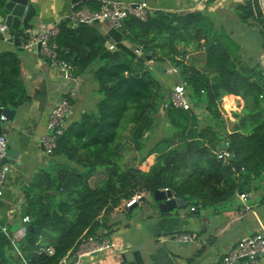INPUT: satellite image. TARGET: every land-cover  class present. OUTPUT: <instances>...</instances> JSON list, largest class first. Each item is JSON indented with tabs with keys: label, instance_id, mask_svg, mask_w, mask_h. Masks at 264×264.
I'll list each match as a JSON object with an SVG mask.
<instances>
[{
	"label": "trees",
	"instance_id": "16d2710c",
	"mask_svg": "<svg viewBox=\"0 0 264 264\" xmlns=\"http://www.w3.org/2000/svg\"><path fill=\"white\" fill-rule=\"evenodd\" d=\"M237 15L259 30L264 52L258 1L245 2ZM96 25L74 28L64 21L56 40L59 58L77 74L91 70L98 101L95 110L69 122L49 166L23 189L21 220L28 216L30 222L18 244L28 264H60L83 235H97L102 215L138 194L168 189L188 206L198 200L212 207L244 191L243 181L264 175V67L244 53L225 25L201 11L152 12L146 22L130 17L121 34L135 49L109 50L103 60L106 42ZM141 47L143 55L136 54ZM188 48L202 52V69L186 63ZM169 66L179 74L167 73ZM180 80L190 110L170 102ZM66 97L74 106V98ZM233 99L237 120L228 129L222 109ZM31 101L19 54L0 53V115ZM161 113L167 131L157 140ZM224 151L236 156L241 173L229 159L218 158ZM129 152L137 154L138 166L127 163ZM152 156L155 163L143 171L141 165ZM42 247H52L54 254L40 253ZM15 251L0 228V264H24Z\"/></svg>",
	"mask_w": 264,
	"mask_h": 264
},
{
	"label": "crops",
	"instance_id": "0c3cea01",
	"mask_svg": "<svg viewBox=\"0 0 264 264\" xmlns=\"http://www.w3.org/2000/svg\"><path fill=\"white\" fill-rule=\"evenodd\" d=\"M102 1L82 0L73 3V0H41L37 18L31 26L22 27L21 31L58 22L69 13L74 4L97 8ZM112 1L121 4L146 1L153 12L184 14L201 11L216 19L218 25H225L229 31L232 29L229 27L231 24H239L238 8L245 3V0ZM2 5L3 0H0V19L4 18ZM96 26L106 42L101 60L109 57L111 51L120 49L132 53L135 49L131 42L122 37V31L116 30L110 22H99ZM15 32L17 31L12 30L13 34ZM110 46H114V50H111ZM4 52L19 54L22 75L32 98L29 104L16 111L13 122L0 124L1 131L8 138L9 146L7 161L9 175L3 197L0 198V224L11 231V234L18 235L24 224L20 228L18 226L14 228V224L22 223L23 189L50 164V158L40 146V139L47 131L49 114L66 95H71L75 104L68 120L69 124L80 119L81 113L93 110L98 96L91 70L82 75L74 72L70 80H65L64 73L54 71L37 49L23 50L11 40L0 41V53ZM258 56L260 57L259 54ZM185 60L187 63L188 56ZM97 66L98 64H95L92 69H96ZM169 68L172 67L169 66L165 71L171 74ZM153 164L154 162L149 168ZM242 185L244 191L238 192L229 201L212 207L193 205L191 211L194 206L197 210L192 211V214L186 209L188 205L183 209L166 213L160 212L157 206L153 207L156 209L152 211L153 214L148 210V213L146 211L142 215L143 220L141 218L140 221L132 222L135 228L132 229L130 239L123 236L129 232L131 225L126 223L123 225L119 217L123 214H132L137 207L142 209L146 207L147 196L150 194L144 193L142 203L131 208L125 207L127 202L125 200L111 215H102L98 221L100 227L97 235L108 234L109 227H112L110 236L115 238L119 249L83 259L80 264H223L224 256L237 243L264 228V175L261 178L253 176L247 182L243 181ZM241 194L248 196L246 200L240 197ZM178 233L194 234L196 242L188 245L176 243L173 236ZM15 253L19 255L17 250ZM21 259L25 264L26 260ZM68 261L69 264H76L75 253L69 254ZM259 264H264V256Z\"/></svg>",
	"mask_w": 264,
	"mask_h": 264
},
{
	"label": "built area",
	"instance_id": "2783aa9c",
	"mask_svg": "<svg viewBox=\"0 0 264 264\" xmlns=\"http://www.w3.org/2000/svg\"><path fill=\"white\" fill-rule=\"evenodd\" d=\"M258 1L264 13V0H245L246 3L255 5ZM151 10L146 1L137 4H121L112 0H103L97 8H90L80 4H74L69 13L58 22L49 26L38 25L34 28L23 31L20 36L12 33L11 28L7 25L5 20L0 19V41L15 40L19 43V47L23 50L37 49L38 53L43 59L51 66L54 71H62L64 79L70 80L76 68L66 61L59 58V47L56 42L60 34L61 23L67 21L72 27L76 28L80 25H93L96 21L110 22L112 26L119 31H122L126 20L130 17H135L142 22H146ZM114 46H110L114 50ZM136 54L143 55V48L136 50ZM169 71L171 74L178 75L179 69L172 68ZM170 102L174 108L190 110L192 104L187 98L186 83H177L174 86L173 92L170 97ZM73 111L71 101L64 97L51 111L48 116L47 131L40 139V146L46 156L51 157L58 145L60 136L64 134L68 126V120ZM1 122H8V118L1 113ZM8 138L0 129V198L3 197L4 189L7 184L9 168L7 163H4L9 156ZM231 153L224 151L218 154L221 160H227ZM164 191H169L168 189ZM143 194H138L132 199L128 200L125 204L126 208H131L133 205H139L143 201ZM240 197L246 200V194H241ZM199 206H203L201 203ZM194 206L192 211H196ZM24 227L18 235L11 234L8 229L0 224L2 232L11 240L15 246L19 256L23 258L21 251L18 249V243L26 235L25 224L30 222V217L23 218ZM176 243L188 245L196 242V236L189 233H178L173 236ZM119 249V244L113 236L110 235H83L77 244L75 253L76 264H80L83 259L105 254L107 252ZM40 253H47L48 255L54 254L52 247L41 248ZM72 252L69 254H73ZM69 254L61 261L60 264H69ZM264 256V228L237 243L223 258V264H259L260 259ZM247 258L246 261L243 259ZM25 261V260H24ZM25 264H28L25 261Z\"/></svg>",
	"mask_w": 264,
	"mask_h": 264
},
{
	"label": "rangeland",
	"instance_id": "374dc122",
	"mask_svg": "<svg viewBox=\"0 0 264 264\" xmlns=\"http://www.w3.org/2000/svg\"><path fill=\"white\" fill-rule=\"evenodd\" d=\"M253 23H255V22H253ZM227 26H229V25L227 24ZM229 27H232L230 32L232 33L233 38L235 40H237L242 45L244 53H246L248 56H250L252 58L257 57V59H255V58L253 59L254 62H256V61L260 62V65L262 67H264V52L262 51V43L263 42H262V38L260 36L259 30L256 27H253V26H251L249 24H245V23L243 24L241 22H239V24H233V25L231 24ZM180 51L182 53L184 51V48L181 47ZM188 52L189 53H188L187 64L193 65L199 69H202L203 60H204L202 52L195 51L194 48L193 49L188 48ZM258 54L260 55V57L258 56ZM172 70H173L172 68H169V71H172ZM179 82H181V80ZM232 101L231 100L228 101V104H230ZM226 102H227V100L224 103V106L222 109V114H223V118L226 120V122H228L227 128L231 129L233 127L234 122H236V120H237L236 118L233 117L232 109L237 107V106L235 103V106L233 104L230 108H228L226 106ZM233 102H235V100ZM164 116H165L164 113H161L160 119H159V121H158V123L154 129V133L156 134V136H154V137L157 140L161 139L163 137L161 135L166 134V131H167V129H166L167 123L165 122ZM155 160H156L155 156L150 157L146 163L141 165L140 168L143 171H148L147 169L149 168L150 164H152L153 162L155 163ZM127 163L129 165H133L134 167L139 165L138 157H137V154L135 152H129L128 153ZM153 199H154V201H153ZM153 203H154V206H153ZM191 204L192 205L187 206L186 209H187V211H189L192 214L193 212L191 211V207L193 205H196L198 207L200 203L198 200H195ZM153 207L158 208V203H157V201H155L154 195L150 194V196H147L146 207H144L143 209L137 207L133 210L132 214H129V215L123 214L119 217L123 221V225H125V223L131 225V227H129V232L123 236L125 239H128V238L130 239L132 236V229L135 228L133 226L134 223L132 224V222L133 221H140L141 218L143 220L144 218L142 215L146 211L148 213V210H150L151 214H153L152 211L156 210ZM22 225H23V223L17 222L16 224H14V228H16L17 226L20 228ZM145 232H147V231H145ZM15 256H16V254H15Z\"/></svg>",
	"mask_w": 264,
	"mask_h": 264
},
{
	"label": "water",
	"instance_id": "95a60500",
	"mask_svg": "<svg viewBox=\"0 0 264 264\" xmlns=\"http://www.w3.org/2000/svg\"><path fill=\"white\" fill-rule=\"evenodd\" d=\"M82 0H73V3L79 2ZM41 0H3L2 13L3 20L7 25L14 31L20 32L22 27H29L33 21L37 18V13L40 9ZM94 24H99V21H96ZM12 42V41H11ZM18 46L19 43L14 41ZM40 46H38V50ZM3 115H5L9 121L13 122L16 117V111L11 109H3ZM1 124V121H0ZM229 160L236 165L237 172L241 173L243 167L237 161L236 156L231 154ZM8 159L4 161L7 163ZM155 201L158 203L159 211L162 213L183 209L187 206V202L180 198L174 196L172 191H156L154 193ZM20 244H18V247ZM96 256V255H95ZM247 258L243 259L246 261Z\"/></svg>",
	"mask_w": 264,
	"mask_h": 264
},
{
	"label": "clouds",
	"instance_id": "9594fccd",
	"mask_svg": "<svg viewBox=\"0 0 264 264\" xmlns=\"http://www.w3.org/2000/svg\"><path fill=\"white\" fill-rule=\"evenodd\" d=\"M9 121V120H8Z\"/></svg>",
	"mask_w": 264,
	"mask_h": 264
}]
</instances>
